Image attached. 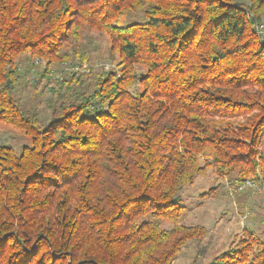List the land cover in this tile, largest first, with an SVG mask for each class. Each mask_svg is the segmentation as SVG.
<instances>
[{
    "label": "trees",
    "instance_id": "16d2710c",
    "mask_svg": "<svg viewBox=\"0 0 264 264\" xmlns=\"http://www.w3.org/2000/svg\"><path fill=\"white\" fill-rule=\"evenodd\" d=\"M247 11L262 21L264 0H0V120L31 140L0 145V264H172L205 232L178 223L185 185L209 167L264 176V36ZM82 27L108 35L116 69L64 77L42 123L14 94L17 60L47 75L84 61L66 48ZM246 234L207 264H264Z\"/></svg>",
    "mask_w": 264,
    "mask_h": 264
},
{
    "label": "rangeland",
    "instance_id": "374dc122",
    "mask_svg": "<svg viewBox=\"0 0 264 264\" xmlns=\"http://www.w3.org/2000/svg\"><path fill=\"white\" fill-rule=\"evenodd\" d=\"M244 5L249 0H237ZM251 22V28L256 30V22L253 13L247 11ZM263 20L260 22L264 23ZM144 19L142 10L129 11L117 18L120 25ZM80 38L77 42L67 44V51L71 54V48L76 45L84 50L87 57L84 61H78L71 56L68 61H60L58 65L50 67V74L44 72L45 61L39 58H30L28 54L18 58L20 69V81L15 89V96L19 98L24 109L38 114L42 123L48 121L52 105H56V91L62 79L71 72H76L82 77L85 85L91 84L90 73L105 71L107 68L116 69L109 51V37L105 32L82 27L77 30ZM78 44V45H77ZM138 71L145 67L136 65ZM46 75V76H45ZM74 77V76H73ZM66 79H70L67 77ZM74 79V78H73ZM139 87L132 85L130 90ZM62 89V88H61ZM63 90V89H62ZM55 91V92H54ZM236 121H242L239 117ZM261 149L264 147L262 138ZM31 140L24 131L0 120V145L11 146L17 153L23 145H30ZM207 156V157H206ZM202 156L212 163L209 155ZM257 158V157H256ZM255 178H247L234 183V176L219 175L213 167L207 168L203 174L197 175L191 184L185 185L179 192L184 209L178 223L184 225H201L205 232L200 238L189 239L182 246L172 264H204L213 257L230 248L241 246L240 240L247 236L246 233L256 235L264 241V176L256 171ZM253 182L254 186H246L238 190V185ZM163 227L170 229L172 223L162 221Z\"/></svg>",
    "mask_w": 264,
    "mask_h": 264
},
{
    "label": "built area",
    "instance_id": "2783aa9c",
    "mask_svg": "<svg viewBox=\"0 0 264 264\" xmlns=\"http://www.w3.org/2000/svg\"><path fill=\"white\" fill-rule=\"evenodd\" d=\"M256 25V33L259 34V35H262L264 36V24L263 23H255ZM246 186H251L253 187L254 186V183L253 182H245V183H242L240 185H238L237 189L238 190H242L244 189Z\"/></svg>",
    "mask_w": 264,
    "mask_h": 264
}]
</instances>
